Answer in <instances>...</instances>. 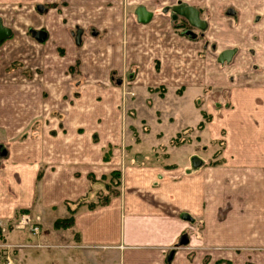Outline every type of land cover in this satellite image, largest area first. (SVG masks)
I'll return each instance as SVG.
<instances>
[{"label": "crops", "instance_id": "1", "mask_svg": "<svg viewBox=\"0 0 264 264\" xmlns=\"http://www.w3.org/2000/svg\"><path fill=\"white\" fill-rule=\"evenodd\" d=\"M134 1L124 9L123 0H0L11 30L0 43V224L30 214L43 229L11 235L24 244L18 262L264 264V0H181L206 23L192 36L173 22L178 0ZM139 6L152 12L148 22ZM228 49L230 68L218 60ZM154 79L164 96L149 90ZM154 100L155 122L137 112L150 135L130 134L123 110H155ZM201 110L212 115L201 131L159 150L168 124L187 118L176 133L194 127ZM151 134L165 159L149 165L133 158L151 151L132 142ZM115 170L119 193L107 205L83 206L73 226L55 227L70 215L67 202L96 200L92 186Z\"/></svg>", "mask_w": 264, "mask_h": 264}, {"label": "rangeland", "instance_id": "2", "mask_svg": "<svg viewBox=\"0 0 264 264\" xmlns=\"http://www.w3.org/2000/svg\"><path fill=\"white\" fill-rule=\"evenodd\" d=\"M123 1H124V9L125 8L126 9H134V6L138 3V2H136L134 0H130V1L127 0V4H126V2H125L126 0H123ZM186 27H187V25H186ZM186 27H183L182 29L180 27L181 31L185 30ZM195 30L198 31V32L200 31V29H197V28H195ZM217 49H218V47H217L216 44L212 45V50L213 51H216ZM230 61L220 62V63H224V64L227 63L226 66L230 68V66H231ZM13 63L14 64L16 63L15 66L23 67V66L20 65V64H22V62L15 61ZM124 80L125 79H123V81ZM126 80H127V82H129V80H131V79H129V77H128V79H126ZM145 82H147V79H146ZM127 85L129 86L128 83H127ZM130 85H134V84L133 83L132 84L130 83ZM147 86H149V90L152 92L154 90L153 89L154 87H156V86L158 87V83H155V79H154L151 82L148 81ZM212 87H213V85H212ZM159 88H162L163 93L161 95L164 96L165 91H166V89H165L164 86L158 87L157 88V91H154V92H158V90H160ZM178 91L179 92L183 91V87L180 86V88L178 89ZM154 92H152V93H154ZM123 93H124L123 95H125V90L124 89H123ZM157 95H158V93H157ZM213 98H216L217 99L218 97H217L216 94H212L211 99H213ZM139 102L140 103H138V104L139 105H142V107H143V105H144L143 101H139ZM154 102H156V101L154 100ZM165 102H171V101L168 99ZM202 103L199 102V105H201ZM210 104H211V102H210ZM152 106L153 107L155 106V110H153V108L152 109L149 108L150 106L148 105V103H145V106L143 107V109H138V107H140V106H137V111H136V109H129L128 110L127 107L123 110L124 111V115L125 114H128V112H129V114L131 116V118H130L129 121L132 123V125H130V128H129L130 131H128L130 134L135 135V136L140 135V134H144V133L147 134V135H150L149 134V131L151 129L150 128V125L148 123H146V121L140 122V118H147L150 123H151V119L150 118H153V120L155 122V119H158V103L157 102L156 103H152ZM185 107H186V111H187V112H185V115H188V118H190L191 109L189 110V104L188 103H185ZM166 111L168 112L166 114V115H168V118H166V119L169 120V117H171L169 115L173 114V112L170 110V107ZM137 112H139V114L141 115V116H139L140 118L138 117ZM201 113H202L203 119L196 126H194V127H188V128H192L193 129L190 132H185V129H186L185 128V129L179 131L178 133H176L182 126H184V124L186 123L187 118H185V119L182 118L181 120L179 118V119H176L175 122H173L171 124H168V127H165V129H164L165 135H164L163 141H162V143H160V145H163V146L159 147V150L162 151V152H166L167 150L170 149L171 146H176L174 144V139L177 137L178 134L182 135V138H186L187 135L191 134L192 132H194V133L197 132L198 133L199 131H201L202 129H199L198 128V125L200 123H203L204 122V124H203L204 126L203 127H205L206 126V123H208L211 120V118H212V115L208 114V112L206 110H201ZM209 117H210V119H209ZM207 119L209 121H206ZM151 136H152V140H147L144 143L137 142V141H133L132 142L134 144H137V143L141 144L140 145V149H142V150L151 151V152L147 153L146 155H143L142 158H139V157L133 158L134 160H137V161H139L141 163L149 164V165H152L155 162L164 161L165 157L163 155L161 157H158V147L156 146V145H158V142H157V140H155V137L152 134H151ZM206 136H208L207 133H205V137ZM148 139H150V138H148ZM206 139H207V137H206ZM184 143H186V142H184ZM196 145H197V143H196ZM143 147H145V148H143ZM207 148H208V150H209V152L211 154L210 163L216 162L218 160V158H219V154H220V150H221V143L219 141L212 142V143H210V145H208ZM155 151H156V154H155ZM124 155H125V152L122 150V152L120 154V159L121 160H123ZM175 156H177L176 157V160L179 161V162H181L183 159L186 158L184 156V153L183 152H176L175 153ZM2 226L3 225L0 224V229H1ZM5 227H8V229H7L6 232H4V234L1 233V231H0V243H3V244H16V243H14L12 241V238H11V235L14 232H17V231H25V232H28L29 233V230H27V229H25V230H15L13 228V225L11 223L10 224H7ZM41 230H43V229H42V227L40 225V231ZM16 245H23L24 246V244H16ZM10 252H11L10 253L11 256L15 257L18 260V254L17 253L19 252V248H15L14 250H11ZM5 254H7V249L2 248V250L0 251V264H7L6 263V255ZM237 255L245 257L246 254L237 253ZM262 255H264V254H262ZM246 256H248V255H246ZM242 263H243V261L242 262L239 261L238 264H242ZM246 263L252 264L247 259H246ZM17 264H19L18 261H17Z\"/></svg>", "mask_w": 264, "mask_h": 264}, {"label": "trees", "instance_id": "3", "mask_svg": "<svg viewBox=\"0 0 264 264\" xmlns=\"http://www.w3.org/2000/svg\"><path fill=\"white\" fill-rule=\"evenodd\" d=\"M205 115V114H204ZM210 119V117H209ZM206 121H209L208 119ZM204 122L200 123L198 125L199 129H203L204 127ZM192 128H186L185 132H190L192 131ZM189 139L187 138H182V135L178 134L177 137L174 139V144L176 146H179L181 144H184V142H188ZM221 143V141H220ZM215 163V162H214ZM103 187L100 189H96L95 187L92 186V191L96 192L95 197L96 200H91L89 195L86 197H83L75 202H67V206L70 212V215L66 218H61L55 221V227L56 228H69L73 226L74 224V215L80 210L83 206H88L89 208H94L97 206H104L107 205L111 198L116 196L119 191H118V186L120 185V178H121V173L117 170L113 171L110 173L108 176L103 177ZM91 180L93 182V185H95L96 180L91 177Z\"/></svg>", "mask_w": 264, "mask_h": 264}, {"label": "water", "instance_id": "4", "mask_svg": "<svg viewBox=\"0 0 264 264\" xmlns=\"http://www.w3.org/2000/svg\"><path fill=\"white\" fill-rule=\"evenodd\" d=\"M174 11L176 12L177 15H181V16L187 18L190 21V23H192L194 26H197L201 29L205 28L206 23H205V21H203L200 18V12L195 7L188 6L186 4H180V5H177L174 7ZM136 13H137L138 19L141 22H148L152 17V12L147 10L145 6H139L137 8ZM81 34H82V30H78L77 36H76L77 43H80V41H81ZM10 36H11L10 28L4 26V24L0 18V43L3 40H5L6 38H9ZM35 38L38 41L45 40L46 32L44 30L36 31L35 32ZM234 53H235V51L233 49L225 50L219 55L218 60L220 62L230 61L232 59V56L234 55ZM187 242H188L187 237L183 236L181 238L180 244H185Z\"/></svg>", "mask_w": 264, "mask_h": 264}, {"label": "built area", "instance_id": "5", "mask_svg": "<svg viewBox=\"0 0 264 264\" xmlns=\"http://www.w3.org/2000/svg\"><path fill=\"white\" fill-rule=\"evenodd\" d=\"M40 217L33 218L30 214H22L16 221L12 223L13 228L15 230H29V232L33 235L39 234L40 232ZM8 227L2 226L0 231L4 234L6 232ZM39 246V244H37ZM23 245H16V244H3L0 243V251L2 248L7 249L6 255V263L7 264H17V259L13 256H11V250H14L15 248H22Z\"/></svg>", "mask_w": 264, "mask_h": 264}, {"label": "flooded vegetation", "instance_id": "6", "mask_svg": "<svg viewBox=\"0 0 264 264\" xmlns=\"http://www.w3.org/2000/svg\"><path fill=\"white\" fill-rule=\"evenodd\" d=\"M180 4H186V3H184V2H182L181 0H178V1H176V3H174L172 6H171V10H172V13H173V22L175 23V24H177V27L180 29V27H181V29L183 28V27H186V25H187V27L185 28V30H183L182 32L184 33V34H187L188 36H192V31H193V29H195V28H197V29H201V28H199V27H197V26H194L192 23H190V21L187 19V18H185V17H183V16H181V15H177L176 14V12L174 11V7L175 6H177V5H180ZM186 5H188V4H186ZM188 6H193V5H188ZM193 7H195V6H193ZM196 9H198L197 7H195ZM200 12V11H199ZM176 15V16H175ZM200 18H201V14H200ZM203 20V19H202ZM214 45V44H213Z\"/></svg>", "mask_w": 264, "mask_h": 264}]
</instances>
